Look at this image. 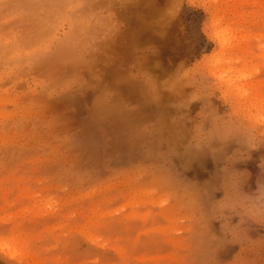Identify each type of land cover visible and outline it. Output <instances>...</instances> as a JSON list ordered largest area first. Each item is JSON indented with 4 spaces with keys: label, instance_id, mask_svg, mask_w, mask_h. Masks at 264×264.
I'll return each instance as SVG.
<instances>
[{
    "label": "rangeland",
    "instance_id": "rangeland-1",
    "mask_svg": "<svg viewBox=\"0 0 264 264\" xmlns=\"http://www.w3.org/2000/svg\"><path fill=\"white\" fill-rule=\"evenodd\" d=\"M263 101L264 0H0V264H264Z\"/></svg>",
    "mask_w": 264,
    "mask_h": 264
},
{
    "label": "bare ground",
    "instance_id": "bare-ground-1",
    "mask_svg": "<svg viewBox=\"0 0 264 264\" xmlns=\"http://www.w3.org/2000/svg\"><path fill=\"white\" fill-rule=\"evenodd\" d=\"M220 33H221V32H220ZM222 34H224V33H221V35H222ZM218 35H219V34H218ZM225 36H226V35H225ZM225 36H224V37H225ZM219 40H221V39H220V36H219ZM221 41H222V40H221ZM224 43H225V41H224ZM150 51H151V50H150ZM223 61H224V60H223ZM225 61H226V60H225ZM220 62H221V60H220ZM229 70H230V69H229ZM238 70H239V69H238ZM225 71H226V70H225ZM226 72H228V74H230L229 71H228V69H227ZM226 72H225V73H226ZM237 72H238V71H237ZM223 73H224V72H223ZM225 73L223 74V76L225 75ZM240 73H241V72H240ZM228 74H227V75H228ZM238 74H239V73H238ZM231 75H233V74H231ZM221 76H222V75H221ZM235 76H236V74H235ZM240 76H242V74H241ZM227 77H229L230 80L232 79L231 76H229V75H228ZM236 77H237V76H236ZM243 77H244V74H243ZM221 78H222V77H221ZM229 78L227 79V81L229 80ZM233 78H234V76H233ZM240 78H241V77H240ZM235 79H236V78H235ZM230 80H229V81H230ZM232 80H233V79H232ZM237 80H239V79L237 78ZM243 80H244V79H243ZM231 82H232V81H231ZM227 83H228V84H231V83H229V82H227ZM231 85H232V84H231ZM231 87H232V86H231ZM233 87H234V86H233ZM234 88H235L234 90L236 91V94H237V95L240 94V93H237V92L241 91V93H243V96H242V97H244L245 90H241V89H242L241 86H240V87H239V86H238V87H234ZM244 89H245V88H244ZM243 91H244V92H243ZM256 92H257V91H256ZM240 95H242V94H240ZM245 96H246V94H245ZM259 96H260V95H259ZM238 97H240V96H238ZM242 97H241V98H242ZM260 97H262V96H260ZM261 100H262V98H261ZM257 101H258V99H257ZM263 102H264V101H263ZM259 103H260V102H259ZM248 104H249V103H248ZM251 107H252V106H251ZM263 117H264V116H263ZM263 119H264V118H263ZM261 121H262V120H261ZM263 121H264V120H263Z\"/></svg>",
    "mask_w": 264,
    "mask_h": 264
}]
</instances>
